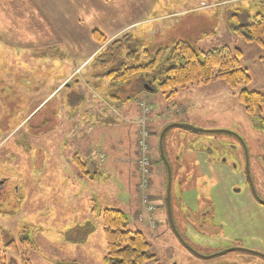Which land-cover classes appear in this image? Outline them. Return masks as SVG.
<instances>
[{
    "label": "rangeland",
    "instance_id": "obj_1",
    "mask_svg": "<svg viewBox=\"0 0 264 264\" xmlns=\"http://www.w3.org/2000/svg\"><path fill=\"white\" fill-rule=\"evenodd\" d=\"M91 1L92 8L66 0L64 8L57 0H0V246L14 240L19 253H7V264H23L22 260L24 264H104L98 212L105 207L124 211L129 229L145 236L155 255L151 264L213 262L182 259L168 224L158 136L171 122L232 133L181 127L166 132L163 147L172 170L171 207L178 232L182 233L187 210L194 212L189 221L210 222L209 216L195 214L207 208L208 200L215 207L212 225L219 229L212 232L214 236H205L188 228L196 242L221 248L240 245L264 255V206L244 192H234L232 186L242 181L239 176H214L223 169H213L205 161L204 149V143L218 139L239 156L246 149L250 159L264 150V126L255 123L237 100L243 88L264 93V42L248 41L234 30L254 14L264 13V2L104 0L108 11L97 0ZM108 12L116 23L129 22L105 31L94 29L106 39L99 42L91 27ZM78 18L83 29L74 28L73 20ZM126 33L150 51L179 40L202 52L237 48L250 80L235 88L219 79L189 85L178 89L171 100L155 85L141 89L139 80L113 88L93 60ZM112 103L119 107L112 109ZM126 104L137 107L130 116ZM131 124L136 125L137 140L138 131L147 132L151 174L145 189H140L135 171V141L131 145L123 136L118 144L115 138L114 151L108 150L114 139L112 128L124 130ZM99 149L107 153L103 160L107 162L102 166L99 158L96 173H84L88 163L82 171L75 167V153L89 162ZM143 194L153 211L146 210ZM223 257L235 260L233 264H264L263 257L243 251Z\"/></svg>",
    "mask_w": 264,
    "mask_h": 264
},
{
    "label": "trees",
    "instance_id": "obj_2",
    "mask_svg": "<svg viewBox=\"0 0 264 264\" xmlns=\"http://www.w3.org/2000/svg\"><path fill=\"white\" fill-rule=\"evenodd\" d=\"M234 30L246 40L262 45L264 13L254 14ZM92 36L99 42L106 40L97 30L92 31ZM241 57L242 52L237 48L222 46L202 52L182 40L171 47L150 51L143 49L138 39L126 33L107 44L95 57L93 65L98 66L113 88L139 80L141 89H152L155 85L167 100H171L176 97L178 89L189 85L208 84L217 79L231 88L248 83L250 77L241 66ZM237 100L252 120L264 124V93L243 88L237 94ZM73 162L82 171L85 163L77 154H74ZM98 216L105 242L104 264H151L155 261V255L150 253V243L140 231L129 229V219L124 211L105 207ZM21 242L27 244V238H22ZM7 253L19 254L14 240L0 246V264H7ZM22 261L24 264L25 260Z\"/></svg>",
    "mask_w": 264,
    "mask_h": 264
},
{
    "label": "flooded vegetation",
    "instance_id": "obj_3",
    "mask_svg": "<svg viewBox=\"0 0 264 264\" xmlns=\"http://www.w3.org/2000/svg\"><path fill=\"white\" fill-rule=\"evenodd\" d=\"M254 121V120H253ZM255 123H258L257 121H254ZM261 126H264V124H259ZM228 144L226 142H223L218 139H214L212 141L204 143V149L208 154H206L205 161L209 164H211L212 168L214 169L216 166L223 169L222 173H213L214 176L218 178L221 175L224 177L226 173H230L233 178H236L239 176L241 178V184L235 183L232 188H234L235 193L241 194L242 192L248 194V198L259 204L257 199H255L254 195L258 196L261 200H264V150L261 153V155H255L253 158L250 159V155H248L247 150L242 153L241 156L238 154H235V152L227 150ZM172 171V170H171ZM172 181H171V200H172ZM242 202L241 205H239L242 208ZM264 206V205H262ZM172 208V207H171ZM193 211H185L183 220L184 226L182 229V233H179L176 229L175 237L177 240V250L179 253L182 252V256L192 263V261L189 258H192V260L196 261V259H203V260H209L213 261L211 263L207 264H230L234 263L235 260L232 259H225L223 255H215L211 256L209 258H202L198 255L203 256H210L219 253L220 251H223L228 248L233 247H241L240 245H232L228 246L227 248H221V247H213L210 244H200L196 242L189 234H188V228H193V231L200 232L204 234L205 236H214L213 231L218 232L217 227L215 225L213 226V220L215 218V207L211 205V202L207 200V208L204 209V211H201L198 214L199 217H207L209 216L210 222L206 221L203 223L200 222H191L189 221V216H193ZM189 223H188V222ZM189 225V226H188ZM175 226V224H174ZM214 228L215 230H210ZM217 228V229H216ZM236 251V250H232ZM230 251V252H232ZM241 251V250H237ZM245 252V251H243ZM185 253V254H184ZM229 253V252H228ZM248 253V252H246ZM184 254V255H183ZM207 261V262H209Z\"/></svg>",
    "mask_w": 264,
    "mask_h": 264
},
{
    "label": "crops",
    "instance_id": "obj_4",
    "mask_svg": "<svg viewBox=\"0 0 264 264\" xmlns=\"http://www.w3.org/2000/svg\"><path fill=\"white\" fill-rule=\"evenodd\" d=\"M59 3H60V7H66L67 6V3H66V0H57ZM80 2H82V3H86L90 8H92L93 6H94V4H93V1H91V0H89V1H86V0H79ZM96 3L98 4V6L99 7H101V8H104V6L106 7L105 9L106 10H108L109 11V5H107V3L106 2H104V0H97L96 1ZM41 5H44L43 3H41ZM104 5V6H103ZM64 7V8H65ZM66 10V9H65ZM65 10H64V12H65ZM93 10V9H92ZM115 16H114V14H110L109 15V12H108V14H106L105 15V18H104V20L103 21H101V22H99V23H93V25H92V27L91 28H93V30L94 29H97V30H99L100 31V28L101 29H103L104 31L106 30V29H113V27L114 28H118V26H121V25H125V24H127V22H129V21H127V22H125V23H121V24H119L118 22L116 23V21H115ZM74 22V28H81L82 27V25H83V21L81 22V20H79V18L78 19H74L73 20ZM75 22H76V24H75ZM68 23H70V21L68 22ZM79 24H82V25H79ZM117 24V25H116ZM62 27V26H61ZM81 29H83V28H81ZM134 106V105H133ZM132 105H129V104H126L125 105V108L127 109V111H126V115L128 114V116H130V114L132 113V110L134 109V108H137V107H133ZM119 107V104H114V103H112V109H114V108H118ZM137 113V112H136ZM127 119H130V117H127ZM134 119V118H133ZM133 119H131V120H133ZM134 121V120H133ZM131 123H133V122H131ZM110 125H115L114 124V121L112 122H110ZM132 126H127V128H125L124 130L122 129V130H118V131H114V128H112V133L114 134L113 135V138L114 139H111L113 142H112V145H110L109 146V149L108 150H110L109 152L111 153V152H113L114 151V142H115V138H117V140H119V142H117L118 144H121L122 143V141H121V139H122V137L123 136H126V139L127 140H129L130 141V143H131V145L134 143V141H135V144H134V146H135V151H136V141H137V131H136V125L135 124H131ZM123 126H125V124L123 123ZM112 127H114V126H112ZM127 134H130V136H127ZM95 141V140H94ZM96 152V151H95ZM98 152V151H97ZM78 153V152H77ZM77 153H75V154H77ZM102 153H104V151L103 150H101V149H99V153L97 154V153H90L91 155H90V157L88 158L89 159V162L87 161H85L84 160V158H82L83 156L82 155H80V156H78V154H77V156L81 159V161H83L85 164L86 163H88V168H87V173L88 172H91V171H93L94 173H96L97 172V164H96V162H97V160L100 158L101 159V165L102 166H104V164L107 162V161H103L105 158L104 157H107V153H105V154H102ZM99 156V157H98ZM125 161H127L128 162V160L127 159H125ZM75 167L76 168H78L76 165H75ZM84 168H85V166H84ZM88 169H89V171H88ZM129 180V179H128ZM134 184H135V182H134Z\"/></svg>",
    "mask_w": 264,
    "mask_h": 264
},
{
    "label": "water",
    "instance_id": "obj_5",
    "mask_svg": "<svg viewBox=\"0 0 264 264\" xmlns=\"http://www.w3.org/2000/svg\"><path fill=\"white\" fill-rule=\"evenodd\" d=\"M172 127H181L183 129H188V130H191V131H194V132H207V133H227V134H232L230 131L228 130H223V129H218V130H203V129H198V128H195L189 124H185V122H171L169 124H167L165 127L162 128V130L160 131L159 133V136H158V151H159V155H160V158L162 160V163L164 165V169H165V178H166V182H165V207H166V212H167V218H168V224L171 228V230L176 233V229H175V226H174V220H173V216H172V208H171V181H172V171H171V166L168 162V159L165 155V152H164V147H163V140H164V136L166 134V132L172 128ZM236 135V134H235ZM239 137V136H237ZM240 138V137H239ZM241 140V139H240ZM246 151V149H244ZM255 199H257V201L264 205V200H261L258 196L254 195ZM232 250H241V251H245V252H248V253H251V254H255V255H259L261 257L264 258V255L263 254H260L256 251H253V250H249V249H246V248H241V247H233V248H228V249H225L223 251H220L219 253L217 254H214V255H210V256H203V255H198L202 258H209L211 256H215V255H223V254H226ZM175 264V263H173Z\"/></svg>",
    "mask_w": 264,
    "mask_h": 264
},
{
    "label": "built area",
    "instance_id": "obj_6",
    "mask_svg": "<svg viewBox=\"0 0 264 264\" xmlns=\"http://www.w3.org/2000/svg\"><path fill=\"white\" fill-rule=\"evenodd\" d=\"M147 109L145 108V111ZM140 139L137 142V147H138V160H137V171L140 173L141 175V180L139 183V187L140 189H145L148 185V178L147 176L150 173V165H151V161H150V157L147 154V145L145 143V137H147V132L144 130H140ZM143 198V202L145 203V205L147 204V194H143L142 195ZM153 209V207L151 206H147L146 205V210L147 211H151Z\"/></svg>",
    "mask_w": 264,
    "mask_h": 264
}]
</instances>
